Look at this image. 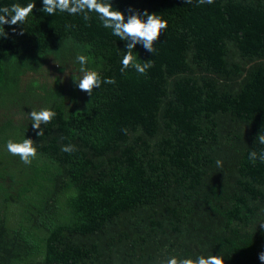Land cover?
Instances as JSON below:
<instances>
[{
  "label": "trees",
  "instance_id": "16d2710c",
  "mask_svg": "<svg viewBox=\"0 0 264 264\" xmlns=\"http://www.w3.org/2000/svg\"><path fill=\"white\" fill-rule=\"evenodd\" d=\"M30 2L0 37V264H261L264 162L249 153L264 152V0H111L125 22L167 21L153 53L133 50L144 75L121 72L126 42L94 12L0 8ZM78 55L115 83L79 90ZM41 108L56 116L38 136L27 114ZM24 138L31 165L6 150Z\"/></svg>",
  "mask_w": 264,
  "mask_h": 264
},
{
  "label": "clouds",
  "instance_id": "9594fccd",
  "mask_svg": "<svg viewBox=\"0 0 264 264\" xmlns=\"http://www.w3.org/2000/svg\"><path fill=\"white\" fill-rule=\"evenodd\" d=\"M42 12L49 16L54 15L57 11L67 12L69 15H83L85 20H88L89 13H96L101 21V24L106 29H111L112 35L118 37L121 41H125L126 51L123 52L121 60V72L129 68L141 75L146 74L147 69L151 67V61L141 62L133 54L136 45H142L145 50L150 53L154 51V42L158 40L162 31L167 29V21L162 19L160 15L149 14L146 10L143 13L129 9L132 12L127 17L118 10H114L111 0H42ZM185 4H192L193 0H184ZM198 5L205 3L211 5L214 0H196ZM35 8V2H30L26 6L18 3L12 4L10 7L0 8V37L6 38L7 33L4 30V25L9 27L14 25H22L27 17L32 14ZM15 32V29H13ZM22 34V33H21ZM77 62L81 65L78 79L73 80L79 90L92 96L93 89H99L101 83L114 84V78H107L103 81L98 72L88 70L85 66L88 62V57L78 55ZM32 121V128L38 130L37 135H44V129L41 125L48 124L55 118L56 113L49 108H41L40 110H32L27 114ZM257 141L264 145V134H259ZM6 150L13 156H18L25 165H31L33 159L37 156V149L31 139H23L21 142L8 140L6 142ZM61 150L66 153L76 151L74 145L62 146ZM259 159L264 162V152L259 155L255 151L249 153V160L253 163ZM217 167L222 166V161H216ZM264 229V223L259 224ZM258 259L261 264H264V251L259 253ZM164 264H224V258L220 255L197 256L194 259L191 257L178 258L176 256L169 257Z\"/></svg>",
  "mask_w": 264,
  "mask_h": 264
},
{
  "label": "rangeland",
  "instance_id": "374dc122",
  "mask_svg": "<svg viewBox=\"0 0 264 264\" xmlns=\"http://www.w3.org/2000/svg\"><path fill=\"white\" fill-rule=\"evenodd\" d=\"M47 70H48V72L50 74V77L56 75V72H55V70L53 69V67L51 65L48 66ZM61 76H63V75H61Z\"/></svg>",
  "mask_w": 264,
  "mask_h": 264
}]
</instances>
